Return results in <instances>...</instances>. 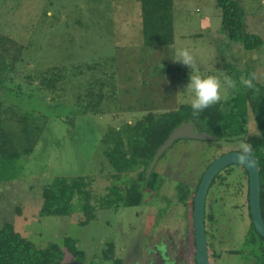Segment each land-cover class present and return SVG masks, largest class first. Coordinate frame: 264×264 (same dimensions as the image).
Here are the masks:
<instances>
[{
    "label": "rangeland",
    "instance_id": "obj_1",
    "mask_svg": "<svg viewBox=\"0 0 264 264\" xmlns=\"http://www.w3.org/2000/svg\"><path fill=\"white\" fill-rule=\"evenodd\" d=\"M235 1L245 9L248 31L264 40V0ZM0 34L25 46V63L32 69L44 71L55 66L101 61L109 73L116 75L119 92L117 98L104 103L109 111L101 115H81L77 111L74 84L65 96L56 97L53 107H43L35 99L29 101L32 96L16 103L21 111L29 110L42 120L57 111L67 118L63 120L57 115L46 118L33 154L12 163L21 169L16 180L0 183V228L12 224L16 232L40 249L50 243L60 245L65 253L64 264L80 261L64 247L67 237L75 239L78 248L86 253L84 263H102L103 250L113 243L116 258L123 264H163L159 248L164 245L165 254L173 264H186L185 260L194 264L190 215L186 217L182 206L174 208L176 202L169 205L167 199L176 201L177 183L196 186L200 174L215 158L239 146L216 139H181L161 155L156 164L158 189L145 191L140 206L118 210L102 207L103 201L110 199V187L118 183L112 178L114 171L100 147L109 127L135 123L148 112L159 114L190 105L191 94L184 88L190 83L191 69L174 61L169 46L144 50L140 3L136 0H0ZM174 34L172 46L190 49L199 74L221 80L220 102L227 101L233 90L224 84L226 75L236 82L234 75L241 73L240 77L247 78L246 71H254L256 81L264 85V44L256 51H246L240 43L230 41L222 31L216 0H175ZM248 130L249 136L262 138L251 114ZM203 133L214 136L209 131ZM240 172L235 169L226 173L222 185L232 204L246 203L242 197L232 201L231 191L246 195V179H236ZM81 176L94 180L93 203L99 208L93 221L81 225L85 220L82 212L40 216L46 184L55 177ZM220 184L221 180L216 187ZM166 205L163 215L172 208L155 225L158 208L154 207L162 209ZM248 225L240 222L229 225L231 230L226 239L230 245L223 248L240 252L226 255L221 264L264 263V251H256L257 246L252 245L255 241L250 235L254 232ZM188 229L189 236L183 237ZM217 244L212 239V264L220 262L213 256L219 252Z\"/></svg>",
    "mask_w": 264,
    "mask_h": 264
},
{
    "label": "trees",
    "instance_id": "obj_2",
    "mask_svg": "<svg viewBox=\"0 0 264 264\" xmlns=\"http://www.w3.org/2000/svg\"><path fill=\"white\" fill-rule=\"evenodd\" d=\"M136 1L141 6L144 50L153 51L161 46L174 45L175 0ZM216 5L222 18V31L230 41L240 43L246 51H256L263 46L262 37L248 31L245 9L238 2L216 0ZM24 50V45L0 34V183L18 178L21 168L12 163L21 156L29 157L33 154L43 132V125L47 123L46 118L56 115L64 118L63 120L67 118L57 111V114H47L42 120L29 110L21 111L17 102H23L27 96H32L29 101L35 99L43 107H53L56 97L65 96L69 87L74 84L72 87L75 90L77 111L81 115H101L109 111L104 103L117 98L119 93L116 75L109 73L101 65V61L76 66H55L41 71L28 67L23 56ZM252 74L254 71H246L247 78ZM240 75L241 73L234 75L237 89L231 91L229 99L205 109L198 117H193L190 105H182L178 109L159 114L148 112L135 123H125L121 127L110 126L100 147L102 155L107 158L114 171L112 178L118 183L110 187V199L104 200L102 207L118 210L120 207L140 206L145 191L158 189L159 174L156 165L147 177L158 149L177 128L193 123L200 132L209 131L219 142L239 146L243 141L253 145L261 167V205L264 218V85L255 78L253 83L259 89L257 92L242 85ZM250 114L261 139L249 136ZM131 174L134 176H130ZM93 181L89 176L55 177L43 187L40 216H70L82 212L85 220L80 224H89L96 218L99 208L93 203ZM175 191L177 202L183 205L194 194L185 183H177ZM251 228L254 232L253 236L250 235L253 241L264 242L253 223ZM64 247L80 260L79 263L71 264H123L121 259L116 258L113 243L103 250L102 263H84L86 253L78 248L77 241L71 237L65 239ZM64 258L62 247L56 243L40 249L16 232L12 224L8 223L0 228V264H64Z\"/></svg>",
    "mask_w": 264,
    "mask_h": 264
},
{
    "label": "flooded vegetation",
    "instance_id": "obj_3",
    "mask_svg": "<svg viewBox=\"0 0 264 264\" xmlns=\"http://www.w3.org/2000/svg\"><path fill=\"white\" fill-rule=\"evenodd\" d=\"M191 124H193V123H191ZM194 128L197 132L203 133V132H200L198 130L196 125H194ZM220 142L228 143L225 141H220ZM230 152H239V148L236 150L230 151ZM226 153H229V152H223L221 155L218 156V158L220 156L226 154ZM252 154L257 158V155H256L257 151L254 150ZM216 159L217 158H215L214 161ZM208 167L206 168V170L208 169ZM235 169L241 170L240 176H236V179H237V177L239 179L245 178L247 181V189H246V195L241 194V193L233 194V191H231L232 195H233L232 201H237L236 199L242 197L246 201L245 204H239L238 201L236 203L232 204L229 197L227 196L228 194L223 193V190L226 189L224 186H222L226 182L225 179L227 178V175H225V174L230 173L231 170H235ZM205 171L202 172L200 174V176L198 177L196 186L186 184L191 188V190H192L191 192L194 193L192 195L191 200L186 205H183L182 203L177 202V199H176V201H171V200L168 201L169 205H172V202H176L174 208H176L178 206H182L184 208L183 209L184 212L187 214L186 217L188 215H190V219L192 221V228L190 229V231H191L190 235L193 236L192 239L194 242V250H193V254H194L193 263L194 264H197L196 263L195 231H194V202H195V196H196L198 187L200 185V182L202 180V177H203ZM219 180H221V184L216 187V184ZM225 192H228V190ZM162 202H159V206L162 205ZM249 204H250L249 174H248L247 170L244 169L243 167L239 166V165L229 166V167L223 169L215 177L214 181L212 182V184L208 190V194H207V198H206V204H205V213H204L205 235H206V241H207L208 249L210 251V248L212 246V239L215 241V243H218L217 245H218V247H220L219 252H216L213 255L214 257H217L218 259H220V262H218L217 264H221L226 255L237 254L240 252L234 248L227 251L228 249L226 250L223 247L230 245L226 239V238H228V233H229L228 231L231 230V227L229 225L232 226L234 224V222H240V223H246L247 225L249 224L248 226H249V228H251V224L253 223V221H252V217L250 214ZM167 205L164 206V208H162V209H160L159 207H154V208H158L157 220L155 219L156 223H154L155 225H157L159 223V221L163 218V216L165 217V214H167L168 210L172 208V207L168 208L167 212L163 215V210L167 207ZM189 205H191V207H192V209H190V210H188ZM158 216L160 219L158 218ZM221 232H222V234H221ZM182 236L188 237L189 236V229L187 231H185L184 235L182 234ZM223 239H224V242H223ZM218 240H219V242H218ZM252 245L257 246L256 251H259V252L264 251V242L263 241L256 240V242ZM165 248H166L165 245L160 246V248H159V250L161 249L160 252L162 253V255L160 256L161 262L163 264H173L172 262H170V260L168 259V256L165 254ZM210 260H211V255H210ZM185 261H186V264L192 263L189 260H185ZM211 264H212V261H211ZM257 264H264V263L258 261Z\"/></svg>",
    "mask_w": 264,
    "mask_h": 264
},
{
    "label": "water",
    "instance_id": "obj_4",
    "mask_svg": "<svg viewBox=\"0 0 264 264\" xmlns=\"http://www.w3.org/2000/svg\"><path fill=\"white\" fill-rule=\"evenodd\" d=\"M181 139L195 140H214V136L208 133H199L195 130L194 125L186 123L177 128L165 143L158 149L151 167L148 170L149 177L153 167L157 164L161 155L167 151L176 141ZM239 152H229L217 158L205 171L200 185L198 187L194 202V231L196 243V263L211 264L210 251L207 246L204 224L205 204L208 190L215 177L225 168L229 166L239 165L247 170L249 174V199L250 214L252 217L254 228L257 234L264 239V218L261 206V167L259 160L252 154L250 164H242L238 161Z\"/></svg>",
    "mask_w": 264,
    "mask_h": 264
},
{
    "label": "clouds",
    "instance_id": "obj_5",
    "mask_svg": "<svg viewBox=\"0 0 264 264\" xmlns=\"http://www.w3.org/2000/svg\"><path fill=\"white\" fill-rule=\"evenodd\" d=\"M169 48L173 51L175 62L191 69L190 83L184 88L189 94H191L190 106L192 109L193 117H198L205 109L217 104L221 100V80L213 75L202 76L196 71V59L189 48L187 47H174L169 45ZM255 74L251 77H240V83L245 87L259 91L253 83ZM224 84L230 88L235 89L237 87L236 82L227 75L224 77ZM253 153V145L247 142H240L239 153L237 159L242 164H250Z\"/></svg>",
    "mask_w": 264,
    "mask_h": 264
}]
</instances>
